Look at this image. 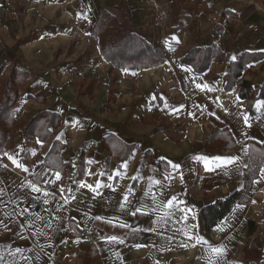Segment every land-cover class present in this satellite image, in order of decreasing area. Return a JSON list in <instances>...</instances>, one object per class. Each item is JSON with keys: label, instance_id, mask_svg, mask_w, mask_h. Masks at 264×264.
I'll use <instances>...</instances> for the list:
<instances>
[{"label": "crops", "instance_id": "1", "mask_svg": "<svg viewBox=\"0 0 264 264\" xmlns=\"http://www.w3.org/2000/svg\"><path fill=\"white\" fill-rule=\"evenodd\" d=\"M259 5L264 0H0L3 77L17 62L28 70L0 155V264H264V164L246 201L209 230L199 221L201 209L243 188L249 146L264 142ZM103 10L126 12L136 34L159 42L164 63H107L92 35ZM253 12L258 23L247 20ZM196 47L220 50L200 74L178 62ZM247 54L253 59L238 77ZM234 78L251 84L261 109L252 120L238 81L225 87ZM43 109L61 116L50 139L21 138L23 123ZM54 139L65 145L68 172L38 183L31 175Z\"/></svg>", "mask_w": 264, "mask_h": 264}, {"label": "trees", "instance_id": "2", "mask_svg": "<svg viewBox=\"0 0 264 264\" xmlns=\"http://www.w3.org/2000/svg\"><path fill=\"white\" fill-rule=\"evenodd\" d=\"M216 32H221L220 27H215ZM98 40V50L102 58L109 64L117 68L144 69L162 65L164 62V50L159 42L152 40L147 41L140 34H136L132 30V22L126 12L122 13L120 18L113 15L108 10L100 12L97 22L92 31ZM220 54L217 47L210 48H193L185 55L178 58V62L192 67L194 74H200L205 71L211 64V60ZM253 59L249 54L241 56L238 62L236 76H240V70L247 61ZM6 61L0 65V155L4 152L7 143L9 142V134L15 124V106L20 97V90L27 76L28 70L25 66L18 62L13 64V68L7 77H3V72ZM234 80L238 81V94L245 100L248 109L249 120L254 119L261 109H255L253 100L256 96L253 94V89L249 81L244 79L234 78L226 83L227 88H233ZM261 95L264 97V83L261 87ZM43 100V97H38ZM61 116L46 109L40 110L29 118L21 129V138L27 136H36L38 139L46 142L50 139L53 129L60 125ZM163 129V127H157ZM250 155L248 164L244 169L243 188L225 199H219L215 203L205 206L199 214V221L204 230H209L217 223L237 202H244L248 199V188L251 182L256 178L258 170L264 164V142L250 144ZM252 147V148H251ZM65 148L64 143L58 139H54L51 147L46 152L44 160L39 165L38 169L31 175L36 181L42 179V172L50 173L49 179L56 173L65 174L68 172V165L63 161L62 152ZM133 148L128 145L125 148L127 152L121 158H126ZM81 168L76 171V180L82 178L84 172V163ZM250 228L253 223L250 222ZM144 239V238H143ZM142 239V240H143ZM250 264H254L253 261Z\"/></svg>", "mask_w": 264, "mask_h": 264}, {"label": "snow or ice", "instance_id": "3", "mask_svg": "<svg viewBox=\"0 0 264 264\" xmlns=\"http://www.w3.org/2000/svg\"><path fill=\"white\" fill-rule=\"evenodd\" d=\"M5 155H7V154H5ZM9 158L11 159V157H9ZM217 159H220V158H217ZM13 162L15 163V161H13ZM227 162H228V163H231V160L229 159ZM262 171H264V170H262ZM57 179H59V174H58V173H57ZM85 186H87V187H91L90 185H85ZM32 187H33L34 190L39 191V189L36 188L35 185H33ZM137 211H140V209H137ZM108 239H109V240H117L118 238H117V237H109ZM121 242H122V241H121ZM213 251H214V252H220V251H222V249H213Z\"/></svg>", "mask_w": 264, "mask_h": 264}, {"label": "water", "instance_id": "4", "mask_svg": "<svg viewBox=\"0 0 264 264\" xmlns=\"http://www.w3.org/2000/svg\"><path fill=\"white\" fill-rule=\"evenodd\" d=\"M247 20L252 23H258L260 21V16L257 13L253 12L248 15Z\"/></svg>", "mask_w": 264, "mask_h": 264}, {"label": "built area", "instance_id": "5", "mask_svg": "<svg viewBox=\"0 0 264 264\" xmlns=\"http://www.w3.org/2000/svg\"><path fill=\"white\" fill-rule=\"evenodd\" d=\"M258 10L264 15V5L257 6Z\"/></svg>", "mask_w": 264, "mask_h": 264}, {"label": "rangeland", "instance_id": "6", "mask_svg": "<svg viewBox=\"0 0 264 264\" xmlns=\"http://www.w3.org/2000/svg\"><path fill=\"white\" fill-rule=\"evenodd\" d=\"M47 174H48V173L45 174L44 172H42L41 176L44 177V176H46ZM50 179H51V178H50Z\"/></svg>", "mask_w": 264, "mask_h": 264}]
</instances>
